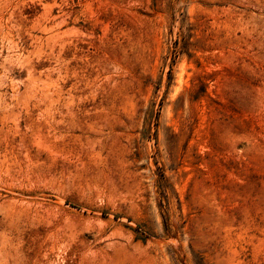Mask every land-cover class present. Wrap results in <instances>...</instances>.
<instances>
[{
	"label": "rangeland",
	"instance_id": "1",
	"mask_svg": "<svg viewBox=\"0 0 264 264\" xmlns=\"http://www.w3.org/2000/svg\"><path fill=\"white\" fill-rule=\"evenodd\" d=\"M0 45V264H264V0H0Z\"/></svg>",
	"mask_w": 264,
	"mask_h": 264
},
{
	"label": "bare ground",
	"instance_id": "2",
	"mask_svg": "<svg viewBox=\"0 0 264 264\" xmlns=\"http://www.w3.org/2000/svg\"><path fill=\"white\" fill-rule=\"evenodd\" d=\"M10 36H11V35H10ZM11 45H12V44H11ZM0 47H1V45H0ZM7 47H8V46H7ZM0 49H1V48H0ZM5 51H6V50H5ZM20 55H21V54H20ZM19 57H21V56H19ZM17 60H18V59H17ZM20 60H21V59H20ZM19 63H20V62H19ZM19 63H18V64H19ZM17 195H18V194H17ZM21 196H22V195H21ZM15 202H17V201H15ZM23 203H24V202H23ZM23 203H22V204H23ZM8 204H9V202H8ZM1 207H2V206H1ZM13 216H14V214L10 215L9 218H11V217H13ZM11 219H12V218H11ZM29 220H30V219H29ZM12 222H13V220H12ZM12 222H11V223H12ZM16 226L18 227L19 225L17 224ZM17 227H16V228H17ZM5 242H6V240H5ZM3 244H4V243H3ZM2 246H3V245H2Z\"/></svg>",
	"mask_w": 264,
	"mask_h": 264
}]
</instances>
